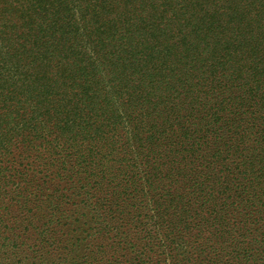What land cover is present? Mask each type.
Masks as SVG:
<instances>
[{
  "label": "trees",
  "instance_id": "1",
  "mask_svg": "<svg viewBox=\"0 0 264 264\" xmlns=\"http://www.w3.org/2000/svg\"><path fill=\"white\" fill-rule=\"evenodd\" d=\"M0 264H264V0H0Z\"/></svg>",
  "mask_w": 264,
  "mask_h": 264
}]
</instances>
